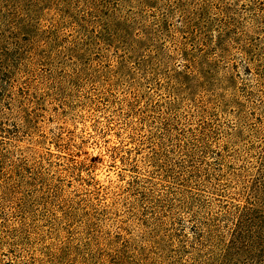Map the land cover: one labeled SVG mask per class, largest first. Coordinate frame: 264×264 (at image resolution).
Masks as SVG:
<instances>
[{"label": "rangeland", "instance_id": "1", "mask_svg": "<svg viewBox=\"0 0 264 264\" xmlns=\"http://www.w3.org/2000/svg\"><path fill=\"white\" fill-rule=\"evenodd\" d=\"M110 1L106 43L94 37L99 27L85 24L90 45L65 27L56 45L25 47L0 91V264H144L150 242L171 235L154 263L167 264L197 217L237 202L233 173L255 164L264 76L231 31L246 29L243 40L263 48L264 0ZM157 20L167 32L155 41ZM230 20L241 28L220 40ZM175 43L207 63L201 85L174 89L172 71L186 65ZM155 47L165 54L158 66L148 61ZM218 225L222 233L228 220Z\"/></svg>", "mask_w": 264, "mask_h": 264}, {"label": "trees", "instance_id": "2", "mask_svg": "<svg viewBox=\"0 0 264 264\" xmlns=\"http://www.w3.org/2000/svg\"><path fill=\"white\" fill-rule=\"evenodd\" d=\"M154 1L157 2V0ZM177 1L175 0L176 5ZM110 2V0H0L1 93L5 94V85L13 78V71L17 68V62L22 59L25 47L38 50L47 45H56L62 38L65 27L76 25L80 30L77 37H81L80 39L85 42V45L94 43V38L91 35L95 31L86 29L85 24L99 27L94 37L106 43L108 40L106 32L111 31V24H109V16L112 14L109 11ZM145 2L149 3L151 0H145ZM179 3L181 6L184 1L179 0ZM80 5L85 7V11L82 13L78 11ZM197 10L200 13H194V15H200L203 7L199 6ZM86 16L89 17L88 20L84 19ZM117 23V35L120 43L125 45L128 38V27L122 21ZM191 23L194 27H199L201 24L193 18L185 21L186 26ZM164 24L161 20L155 22L153 36L155 41L158 34L167 32ZM231 26H236V23L230 20L229 25L226 26L227 29L218 37L220 40L225 32L229 31L228 33H230ZM236 28L239 29L241 26L237 25ZM151 29L152 27L148 29L147 40L154 41ZM246 31V29H240L238 32L231 31L234 37L232 40L239 44L242 52L248 57V62L253 65L255 73L259 78H262L264 76V47L259 48L256 44L245 42L243 39L247 35ZM193 37L200 36L196 33V36ZM143 40L145 37L142 35L132 39L133 43L128 49H133V46ZM220 40H217L216 45L224 49V42ZM81 46L82 48L77 47V52H85L84 46ZM175 47V50L184 58L186 65L182 70L174 69L172 71L174 89L189 90L192 86L201 85L203 77L206 74L207 76L211 74L203 69L207 63L203 62L198 65L195 59H189V52L183 43H175ZM152 52V55L148 56V61L155 62L153 64L158 66L156 61L161 58L160 53L165 55L164 51L155 47ZM257 106L262 112V115L260 114L262 117L264 100L259 99ZM13 112L18 115L22 110L7 114H13ZM261 117L257 120L259 127L255 131L259 138V150L255 157V164L250 169L241 166L237 173H233L241 180L237 202L226 203L224 212H212L206 217H197L192 229L191 242L174 249L172 251L173 259L167 264H264V118ZM22 119L23 122H26L25 117ZM219 128V124L212 126V130L218 131L215 136H218ZM204 129V134H208V129L205 126ZM223 148L226 150L225 152L228 151L226 146ZM219 156L223 164L225 156L221 154ZM181 200V198L178 199V204L182 206ZM186 202L191 206V203L196 202V199L192 201L190 198ZM156 203L159 206H164L159 199ZM221 219L228 220V227L222 233L218 227ZM171 237V235L164 236L161 240L150 242L146 248L153 257L148 258L144 264H154L156 260L159 261L162 254L170 248L167 242L172 240Z\"/></svg>", "mask_w": 264, "mask_h": 264}]
</instances>
